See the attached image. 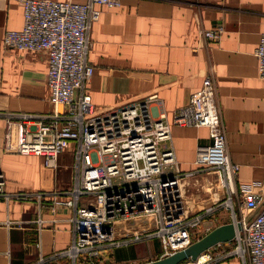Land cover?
I'll return each mask as SVG.
<instances>
[{"label": "crops", "instance_id": "1", "mask_svg": "<svg viewBox=\"0 0 264 264\" xmlns=\"http://www.w3.org/2000/svg\"><path fill=\"white\" fill-rule=\"evenodd\" d=\"M94 10L88 52L93 72L85 90L97 109L156 92L170 118L173 109L186 103L201 85L204 74L213 71L227 150L230 159L240 165L237 186L264 191V78L257 73L254 54L264 31V0H121L114 7L95 4ZM22 23L21 1L0 0V111L49 113L54 104L46 81L48 50L2 44L4 30ZM218 26L223 30L218 38L200 33V29ZM4 131L5 119L0 116V172L5 190H53L69 185L72 146L57 155L55 167H49L41 155L5 150ZM209 141L206 126L171 125L169 143L181 171L188 174L185 204L191 216L209 204L207 193L196 191L194 184L200 176L194 163L196 147ZM49 203V197L40 205L36 200L0 196V264H25L69 245L72 210L59 206L52 211ZM227 221L224 210L216 217H203L192 228L193 240L205 233L206 224L214 227ZM118 237H122L119 229ZM232 244L227 240L210 246L201 257H206L203 264H243L236 254L215 257ZM160 255V241L152 236L106 245L92 260L138 263ZM52 264H71V260L55 257Z\"/></svg>", "mask_w": 264, "mask_h": 264}, {"label": "built area", "instance_id": "2", "mask_svg": "<svg viewBox=\"0 0 264 264\" xmlns=\"http://www.w3.org/2000/svg\"><path fill=\"white\" fill-rule=\"evenodd\" d=\"M20 1L23 23L5 29L2 44L48 50L46 81L54 110L42 114L0 111L5 119L3 147L41 155L49 167H55L57 155L70 146L74 156L70 183L61 189L8 192L0 172L1 197L36 200L40 205L49 197L52 211L59 206L72 210L69 245L25 264H52L55 257H68L71 264H99L92 257L106 245L152 236L160 241L161 255L169 254L193 240L192 228L203 217H216L223 210L235 225L233 244L215 257L236 254L243 264H264V191L237 186L240 165L227 150L213 71L204 74L201 85L186 103L173 109L170 118L156 92L98 110L85 90L93 72L88 52L94 5L114 7L121 0ZM222 31V26L200 29L201 35L210 38H218ZM254 54L257 73L264 78V31ZM172 124L209 130L210 141L198 144L194 157L200 170L195 190L207 193L209 204L192 216L185 204L188 174L181 171L169 143ZM211 228L206 224L205 233ZM118 229L120 238H116ZM202 255L178 264H203L206 257L201 259Z\"/></svg>", "mask_w": 264, "mask_h": 264}, {"label": "water", "instance_id": "3", "mask_svg": "<svg viewBox=\"0 0 264 264\" xmlns=\"http://www.w3.org/2000/svg\"><path fill=\"white\" fill-rule=\"evenodd\" d=\"M234 232V223L232 221H227L214 226L202 236L192 240L187 246L175 250L172 253L160 255L157 258L143 262L123 264H178L188 258L195 259L197 256L205 253L210 246L219 241L230 240L233 237Z\"/></svg>", "mask_w": 264, "mask_h": 264}]
</instances>
